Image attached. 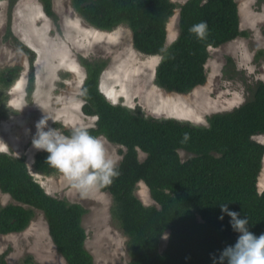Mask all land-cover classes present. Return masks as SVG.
Returning a JSON list of instances; mask_svg holds the SVG:
<instances>
[{
    "label": "trees",
    "instance_id": "1",
    "mask_svg": "<svg viewBox=\"0 0 264 264\" xmlns=\"http://www.w3.org/2000/svg\"><path fill=\"white\" fill-rule=\"evenodd\" d=\"M18 1L12 0L11 4ZM39 1L48 16L57 15L53 0ZM71 3L86 22L100 30L111 31L127 24L137 50L161 56L155 83L169 92L183 94L205 84L210 47L248 35L241 29L236 0H187L181 5L172 0ZM178 7L179 35L165 46L168 21ZM201 21L207 22L203 36L195 28ZM78 59L86 69L82 109L86 115L96 117L95 125L86 129L126 148L119 150L120 175L110 184L98 185L111 194V214L129 238V264H214V260L215 264H227L226 259L220 261V254L236 242L239 233L232 228L227 214L220 219V203H227L241 217L247 216L251 232L264 233V195L257 194L261 191L264 143L256 139L264 136V81L251 88L252 95L243 104L213 113L203 125L149 116L139 106L112 103L101 89L107 60ZM30 61L33 65L32 51ZM19 73L16 66L0 70V119L11 114L4 90L14 84ZM35 89L32 66L27 85L29 101ZM184 133H189L186 142H182ZM181 150L191 155L183 160ZM140 151L146 153L142 160ZM47 155L45 150L35 154L34 171L43 175L60 173L46 160ZM142 181L156 204L146 205L136 194ZM0 189L15 200L0 203V234L24 231L40 210L67 264H95L86 246L88 234L83 225L88 209L48 193L30 171L25 155L0 152ZM168 231L169 239L162 250L161 241ZM5 256L0 255V264H8ZM24 262L38 264L31 256Z\"/></svg>",
    "mask_w": 264,
    "mask_h": 264
},
{
    "label": "rangeland",
    "instance_id": "2",
    "mask_svg": "<svg viewBox=\"0 0 264 264\" xmlns=\"http://www.w3.org/2000/svg\"><path fill=\"white\" fill-rule=\"evenodd\" d=\"M11 1L0 0V70L16 66L20 73L14 84L4 90L11 114L0 119V152L25 155L30 171L48 193L79 202L88 209L83 225L88 234L86 246L93 254L95 264H129V238L111 214L113 198L109 192L101 190L98 184L78 187L61 172L43 175L34 171L35 154L44 150L33 143L38 137V122L44 118L39 125L43 130L57 128L65 135L75 128L94 126L96 117L86 115L82 109L86 69L78 58L84 56L107 60L108 65L101 75V89L112 103L132 108L139 106L149 116L207 125L210 115L240 106L251 97V88L258 81H264V2L236 0L241 29L248 35L210 48L206 83L180 94L155 83L161 56L146 55L137 50L132 45L133 34L127 24H120L111 31L100 30L75 11L71 0H53L57 14L54 18L46 14L39 0H19L16 4ZM172 1L181 5L187 0ZM176 13L180 15L179 7L174 15ZM174 15L167 24L165 46L179 35V23L177 26ZM27 49L35 54L33 65ZM152 63H157V67H152ZM32 66L36 89L29 101L27 85ZM21 77L24 79L13 93ZM209 101L216 103V107L207 108L208 104L213 106ZM101 138L118 165L122 159L119 150L126 148ZM256 139L264 143V136ZM180 154L183 160L191 155L184 150ZM145 157L146 153L140 151L141 160ZM136 194L146 205L156 204L144 181L138 184ZM10 202L15 200L0 189V203ZM168 239L169 231L162 238V250ZM4 253L8 264H26L27 256L38 264H67L58 252L40 210L24 231L0 234V255Z\"/></svg>",
    "mask_w": 264,
    "mask_h": 264
},
{
    "label": "clouds",
    "instance_id": "3",
    "mask_svg": "<svg viewBox=\"0 0 264 264\" xmlns=\"http://www.w3.org/2000/svg\"><path fill=\"white\" fill-rule=\"evenodd\" d=\"M206 27V21L195 26L201 36ZM51 119L54 120L52 117ZM43 121L44 118L38 122V137L33 143L48 153L46 160L66 179L78 187L88 188L97 184H110L113 178L120 175L117 161L107 151L103 138L92 135L86 128H75L71 135H65L57 128L45 131L39 126ZM188 138L189 133H184L182 142H186ZM257 194L264 195V191H258ZM220 208V219L227 214L231 218L229 223L232 228L239 233L236 242L223 249L220 261L226 259L227 264H264V233L256 235L251 232L247 216L241 217L227 203H220Z\"/></svg>",
    "mask_w": 264,
    "mask_h": 264
},
{
    "label": "bare ground",
    "instance_id": "4",
    "mask_svg": "<svg viewBox=\"0 0 264 264\" xmlns=\"http://www.w3.org/2000/svg\"><path fill=\"white\" fill-rule=\"evenodd\" d=\"M176 17V20H177V26H178V23H179V14L178 13H176L175 15H174V17H173V19ZM168 31H169V29H168ZM107 33V32H106ZM109 33V32H108ZM112 34L111 35H113L114 33L113 32H111ZM177 37V36H176ZM210 48H212V47H210ZM151 62V61H150ZM156 64L157 63H152L151 64V66L152 67H155L156 66ZM157 67V66H156ZM25 76V75H24ZM24 79V77H21L20 78V80L18 81V83L16 84V86H15V89H14V91H13V93H15L16 91H17V89H18V87L21 85V83H22V80ZM198 87H200V86H198ZM195 91H199V89H196ZM230 102H232V99H231V101ZM208 103H212L213 104V106L212 105H210V104H208V106H207V108H215L216 106H215V104L212 102V101H209ZM226 104V103H225ZM102 137V136H101ZM104 137V136H103ZM106 138V137H105ZM66 179V178H65ZM64 180V179H63ZM67 181V180H66ZM261 183L264 185V176H263V178L261 179ZM7 196V195H6ZM107 211V210H106ZM167 239V238H166Z\"/></svg>",
    "mask_w": 264,
    "mask_h": 264
},
{
    "label": "water",
    "instance_id": "5",
    "mask_svg": "<svg viewBox=\"0 0 264 264\" xmlns=\"http://www.w3.org/2000/svg\"><path fill=\"white\" fill-rule=\"evenodd\" d=\"M180 94H181V93H180ZM94 125H95V124H94ZM263 176H264V170H262L261 175H260V177H259V187H260L261 191L264 190V185L261 183V179L263 178Z\"/></svg>",
    "mask_w": 264,
    "mask_h": 264
}]
</instances>
